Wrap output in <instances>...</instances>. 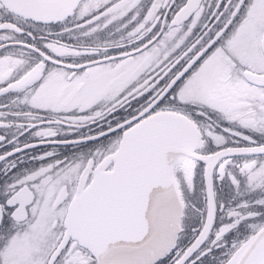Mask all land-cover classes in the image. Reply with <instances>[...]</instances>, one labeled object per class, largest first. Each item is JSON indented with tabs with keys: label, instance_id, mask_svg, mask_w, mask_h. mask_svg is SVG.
<instances>
[{
	"label": "snow or ice",
	"instance_id": "obj_1",
	"mask_svg": "<svg viewBox=\"0 0 264 264\" xmlns=\"http://www.w3.org/2000/svg\"><path fill=\"white\" fill-rule=\"evenodd\" d=\"M0 264H264V0H0Z\"/></svg>",
	"mask_w": 264,
	"mask_h": 264
}]
</instances>
